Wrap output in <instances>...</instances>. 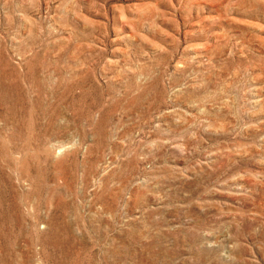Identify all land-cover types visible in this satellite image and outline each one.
<instances>
[{
  "label": "rangeland",
  "instance_id": "374dc122",
  "mask_svg": "<svg viewBox=\"0 0 264 264\" xmlns=\"http://www.w3.org/2000/svg\"><path fill=\"white\" fill-rule=\"evenodd\" d=\"M0 264H264V0H0Z\"/></svg>",
  "mask_w": 264,
  "mask_h": 264
}]
</instances>
